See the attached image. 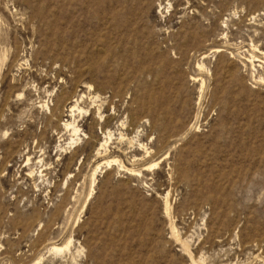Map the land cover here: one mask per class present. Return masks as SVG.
Segmentation results:
<instances>
[{
	"label": "rangeland",
	"instance_id": "374dc122",
	"mask_svg": "<svg viewBox=\"0 0 264 264\" xmlns=\"http://www.w3.org/2000/svg\"><path fill=\"white\" fill-rule=\"evenodd\" d=\"M261 52L264 0H0V264H264Z\"/></svg>",
	"mask_w": 264,
	"mask_h": 264
},
{
	"label": "bare ground",
	"instance_id": "6f19581e",
	"mask_svg": "<svg viewBox=\"0 0 264 264\" xmlns=\"http://www.w3.org/2000/svg\"><path fill=\"white\" fill-rule=\"evenodd\" d=\"M216 51H218V50H216ZM261 55H262V57H264V53H260ZM252 57H254V56H251V58ZM260 61V60H259ZM252 64V63H251ZM253 66V65H252ZM95 97V96H94ZM92 101V100H91ZM45 106H47V104H45ZM76 108V105H72V106H70L69 107V112H72L74 109ZM47 109L49 110V112L51 111V109L49 108V107H47ZM82 110V109H81ZM95 111V110H94ZM74 120V119H73ZM64 125V127L65 128H70V130H71V135H76V133H78L77 131H78V128L76 127V126H74V124L73 123H65V124H63ZM107 133H109V132H107ZM77 139V138H76ZM159 161L160 160H158V161H156V162H154L153 164H151L152 166L153 165H157L158 163H159ZM95 172V171H94ZM94 172H93V174H94ZM92 174V175H93ZM92 177V176H91ZM92 179H93V177H92ZM93 181H95V180H93ZM92 183V182H91ZM166 199V198H165ZM168 207L169 206H167V202H164V208L163 209H165L164 211H166V212H168L167 211V209H168ZM174 231V230H173ZM174 233V232H173ZM177 235V234H176ZM178 239V238H177ZM176 240V239H175ZM180 240V239H179ZM180 242V241H179ZM181 243H185L184 241L183 242H181ZM68 244H69V240H68V242H66L64 245H60V246H58V245H55V244H51L49 247H48V251H55V252H57V251H62L64 248H67L68 247ZM186 247V246H185ZM187 252V251H186ZM188 255H190V254H188ZM192 257V256H191ZM194 262H195V260H194ZM197 264V263H196Z\"/></svg>",
	"mask_w": 264,
	"mask_h": 264
}]
</instances>
